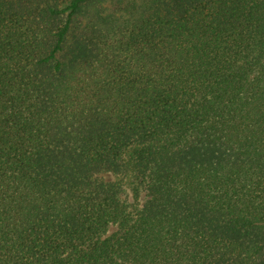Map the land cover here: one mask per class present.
Listing matches in <instances>:
<instances>
[{
    "label": "trees",
    "instance_id": "trees-1",
    "mask_svg": "<svg viewBox=\"0 0 264 264\" xmlns=\"http://www.w3.org/2000/svg\"><path fill=\"white\" fill-rule=\"evenodd\" d=\"M0 264H264V0H0Z\"/></svg>",
    "mask_w": 264,
    "mask_h": 264
},
{
    "label": "rangeland",
    "instance_id": "rangeland-1",
    "mask_svg": "<svg viewBox=\"0 0 264 264\" xmlns=\"http://www.w3.org/2000/svg\"><path fill=\"white\" fill-rule=\"evenodd\" d=\"M105 179L110 180L114 178V175L111 173H102L101 174ZM127 185V184H126ZM122 196L126 199H131V188L130 185H127L123 188ZM146 199L145 192L141 195V200L144 201Z\"/></svg>",
    "mask_w": 264,
    "mask_h": 264
}]
</instances>
